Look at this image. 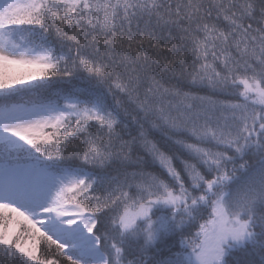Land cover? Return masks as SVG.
<instances>
[{
	"label": "snow or ice",
	"instance_id": "1",
	"mask_svg": "<svg viewBox=\"0 0 264 264\" xmlns=\"http://www.w3.org/2000/svg\"><path fill=\"white\" fill-rule=\"evenodd\" d=\"M0 246L264 264V0H0Z\"/></svg>",
	"mask_w": 264,
	"mask_h": 264
},
{
	"label": "trees",
	"instance_id": "2",
	"mask_svg": "<svg viewBox=\"0 0 264 264\" xmlns=\"http://www.w3.org/2000/svg\"><path fill=\"white\" fill-rule=\"evenodd\" d=\"M204 2L207 3L208 0H204ZM125 27H127V25ZM140 27L141 28L144 27L143 22H140ZM132 30H133V32L136 31V22L135 21H133V23H132ZM175 34L176 33L174 32L173 35H175ZM163 35H164V38L167 39V34L164 33ZM144 48H145V51H141L140 52V55L142 57L145 56V55H147L149 57L150 62H151L152 53H151L150 50H148V45L145 44ZM74 83H76L78 85L80 84L79 81H74ZM183 83H184V85H186L185 88H184L185 91L201 89V90H198L197 91V94L203 95V96H210L212 99H214V100H220V101H223V100H226V99H230V97H228V96H226L224 94H220V93L213 94L212 90L206 89V88H202V86H191V85H189V83H188L187 80H184ZM66 86L67 85H65L63 82H61V83H59L57 85V87H66ZM80 86H83V85H80ZM133 128H134V126H133ZM132 134L135 135V131L134 130H133ZM124 138L125 139H128L129 137L125 134V137ZM68 152H69V154L72 152L71 145H69ZM237 255H239V254H237ZM129 259H132V257H129ZM0 264H18V261H17V259L15 257L9 256L3 250V247L0 246Z\"/></svg>",
	"mask_w": 264,
	"mask_h": 264
}]
</instances>
